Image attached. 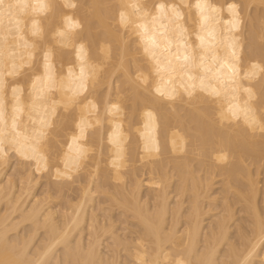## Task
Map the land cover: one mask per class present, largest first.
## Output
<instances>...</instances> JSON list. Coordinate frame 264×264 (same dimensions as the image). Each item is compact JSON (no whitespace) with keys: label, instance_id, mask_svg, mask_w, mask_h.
I'll return each instance as SVG.
<instances>
[{"label":"bare ground","instance_id":"obj_1","mask_svg":"<svg viewBox=\"0 0 264 264\" xmlns=\"http://www.w3.org/2000/svg\"><path fill=\"white\" fill-rule=\"evenodd\" d=\"M0 81V264H264V0H0Z\"/></svg>","mask_w":264,"mask_h":264},{"label":"snow or ice","instance_id":"obj_2","mask_svg":"<svg viewBox=\"0 0 264 264\" xmlns=\"http://www.w3.org/2000/svg\"><path fill=\"white\" fill-rule=\"evenodd\" d=\"M72 6L75 7V5H72ZM159 7L162 8L163 5H160ZM197 7H200V5H197ZM45 59H47V57H45ZM45 67L47 68L48 65H45ZM79 88H80L81 91H83V90L85 89V85H84L83 83H81L80 86H79ZM4 89H5V84H4L3 81H0V92H3ZM12 91H13V93H16V92H17V89H16V88H13ZM157 91H159V89H157ZM78 94H79V93H77V95H78ZM188 94L191 95L192 93L189 92ZM169 98L171 99V98H173V97L169 96ZM115 107H116V106L113 105V108H115ZM17 110H19V109H17ZM0 115H2V114H0ZM81 131H83V130H81Z\"/></svg>","mask_w":264,"mask_h":264}]
</instances>
